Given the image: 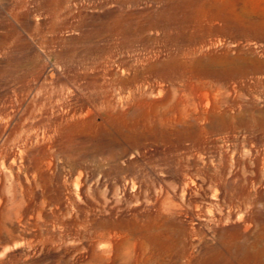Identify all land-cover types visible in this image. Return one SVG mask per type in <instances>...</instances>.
I'll return each instance as SVG.
<instances>
[{"label": "rangeland", "instance_id": "374dc122", "mask_svg": "<svg viewBox=\"0 0 264 264\" xmlns=\"http://www.w3.org/2000/svg\"><path fill=\"white\" fill-rule=\"evenodd\" d=\"M0 264H264V0H0Z\"/></svg>", "mask_w": 264, "mask_h": 264}, {"label": "bare ground", "instance_id": "6f19581e", "mask_svg": "<svg viewBox=\"0 0 264 264\" xmlns=\"http://www.w3.org/2000/svg\"><path fill=\"white\" fill-rule=\"evenodd\" d=\"M16 157L13 155V160L15 159Z\"/></svg>", "mask_w": 264, "mask_h": 264}]
</instances>
